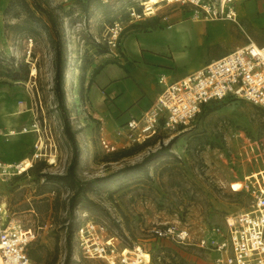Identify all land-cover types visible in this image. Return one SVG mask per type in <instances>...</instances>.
Segmentation results:
<instances>
[{"label": "rangeland", "instance_id": "rangeland-1", "mask_svg": "<svg viewBox=\"0 0 264 264\" xmlns=\"http://www.w3.org/2000/svg\"><path fill=\"white\" fill-rule=\"evenodd\" d=\"M36 1L53 11L65 40L66 104L81 149L77 174L85 189L71 215L68 205L75 188L64 181L47 182L43 177L45 172L65 174L72 158L54 92L55 38L47 18L33 0H29V8L19 0L11 7L0 3V72L21 63L30 69L28 80L0 76V81H6L0 83V93L17 102L0 103V162L23 163L30 168L32 156L40 154L33 161V170L21 175L0 174V200H7L13 216L25 227L37 229V239L29 248L36 256L32 257L34 264H65L70 218L75 226L87 218L105 222L123 242L151 252V264H216V251L201 246L200 239H217L213 227L223 225L226 216L247 210L252 204L249 177L258 174L261 182L262 177L256 163L254 175L251 168L247 171L245 145L250 150V141L264 138V108L243 98L212 101L208 108L214 109L201 111L189 125L171 132L161 129L143 142H131L124 134L119 135L123 124L104 132L85 107L95 69L128 54L133 39L161 58L170 51H189L193 40L188 28L175 25L167 29L164 24L144 31V21L150 16L137 18L132 14L139 12L144 0ZM154 1L160 2L149 0ZM159 4L155 16L163 20L172 22L171 16L177 12L187 14L188 8L179 3L164 0ZM115 21L124 29L121 43L113 47L106 36ZM106 47L109 51L101 53ZM15 104L23 106L24 113L4 117L15 112ZM102 136L115 148L107 149ZM171 139V155L121 171ZM254 148L258 152L256 145ZM126 149L134 153L113 160L115 152ZM51 156L54 163H50ZM166 222L186 226L190 241L179 243L153 235L151 229ZM71 245L67 264H103L85 257L74 236Z\"/></svg>", "mask_w": 264, "mask_h": 264}, {"label": "built area", "instance_id": "built-area-1", "mask_svg": "<svg viewBox=\"0 0 264 264\" xmlns=\"http://www.w3.org/2000/svg\"><path fill=\"white\" fill-rule=\"evenodd\" d=\"M168 1L190 5L194 16L208 20L237 18L236 0ZM159 3L144 0L142 10H134L132 14L137 18L151 16L156 13ZM123 29L118 21L108 27L106 40L110 46L119 44ZM160 83L163 88L151 106L141 115L130 117L120 127L119 135L124 134L131 142H143L158 135L161 129L175 131L194 121L203 105L226 98H243L264 108V46L251 41L179 80L168 81L162 76ZM101 141L107 149L115 148L106 137L102 136ZM261 145L264 148V138L250 141V150L245 145L244 165L247 171L251 168L254 175L256 163L260 168L257 172L262 177V182L258 174L249 177L253 196L250 208L226 216L223 225L214 226L212 232L219 236L217 239H200L201 246L216 251V264H264V150H261ZM39 156L38 153L32 156V165ZM27 170H22L19 164L0 162V174L3 175H18ZM151 231L159 238L179 243H187L191 239L189 229L178 222L155 225ZM37 236L35 227H25L20 219L13 216L7 200H0V264H34L29 246ZM75 241L85 257L98 259L103 264L152 262L151 252L140 245H125L102 221L84 219L75 230ZM146 254L151 256V261Z\"/></svg>", "mask_w": 264, "mask_h": 264}, {"label": "crops", "instance_id": "crops-1", "mask_svg": "<svg viewBox=\"0 0 264 264\" xmlns=\"http://www.w3.org/2000/svg\"><path fill=\"white\" fill-rule=\"evenodd\" d=\"M9 2L0 0L2 5ZM235 3L236 20L196 17L190 5H183L188 8L186 15L173 14L172 22L155 14L148 17L143 24L144 31L157 30L164 24L167 29L175 25L188 28L192 46L189 51H170L161 58L133 39L128 54L125 52L124 57L103 63L100 72L88 84L85 107L93 121L104 132L116 130L130 117L141 115L151 106L163 88L162 76L168 81H176L251 41L264 46V0H236ZM160 7L161 4L158 9ZM5 101L17 103L11 97ZM5 101L0 100V103ZM15 107L23 109L21 105L15 104ZM127 113V119L122 118Z\"/></svg>", "mask_w": 264, "mask_h": 264}, {"label": "trees", "instance_id": "trees-1", "mask_svg": "<svg viewBox=\"0 0 264 264\" xmlns=\"http://www.w3.org/2000/svg\"><path fill=\"white\" fill-rule=\"evenodd\" d=\"M16 0H10L8 3V7H11ZM20 3L29 8L30 2L29 0H19ZM34 6L38 9V11L47 18V22L49 24V32L50 34L55 38V72H54V92L57 99V107L60 110V115L62 117L63 123H64V132L66 133L71 146H72V158L71 161L67 167V171L65 174H54L50 172L43 173V177L47 182L57 183L59 181H64L69 183V185L72 188H75V191L73 195L69 199V211L71 215L74 212L75 207L79 203V198L81 192L85 189V184L80 181L78 174H77V167L79 165L80 161V155H81V149L75 134V131L73 130L72 124H71V116L68 112L67 104H66V89H65V71L67 69V59L64 55V49H65V40L63 36L60 33V30L58 28V22L55 14L53 11L44 8L41 4H39L36 0H33ZM153 3H157V1H154ZM142 10V7H139V11ZM135 25V24H134ZM121 39V37H120ZM119 43H121V40H119ZM108 48L106 47L101 51V53L108 52ZM103 65H100L97 67L94 71L95 74H98L100 70L102 69ZM23 69V72H21ZM0 76H6L13 81H19V80H28L29 79V73L30 69L28 64L21 63L18 65V67L13 68H7V70H1ZM92 79L90 80L91 83ZM0 83H6L5 80L0 81ZM210 106V103H207L203 105L202 110H209L212 111L214 108H208ZM174 142V139L169 140L168 143L162 144L160 148L156 149L153 152H150L141 162H138L134 165L128 166L124 168L121 171H127L133 168H141L146 163H148L150 160L163 156V155H171V147ZM133 150H121L114 153V159L117 160L120 157L127 156L132 152ZM35 165L33 164L28 170H33ZM27 170V171H28ZM23 172L22 174H24ZM21 175V174H18ZM100 179V178H97ZM79 225V224H78ZM78 225L75 226L73 220L70 218L67 223V240H68V250L67 255L65 259V264L69 263V260L72 255V245H71V238L74 236L75 238V230L77 229ZM125 245H128L130 247H133L131 244H127L124 242ZM29 254L31 257H36L33 250L30 251ZM33 259V258H32Z\"/></svg>", "mask_w": 264, "mask_h": 264}, {"label": "bare ground", "instance_id": "bare-ground-1", "mask_svg": "<svg viewBox=\"0 0 264 264\" xmlns=\"http://www.w3.org/2000/svg\"><path fill=\"white\" fill-rule=\"evenodd\" d=\"M162 0H160V2H161ZM34 71H33V73H35L36 72V68H34L33 69ZM5 94V93H4ZM9 96H4L3 94H0V100H9ZM6 102V101H5ZM13 102V101H12ZM24 113V110L22 109V108H17L16 110H15V112H12V113H9V114H6V115H3L4 117H10V116H15V115H18V114H23ZM25 131V130H24ZM13 134V133H12ZM52 157V156H51ZM51 162H55V157L53 156L52 157V160L50 161V163ZM19 167L22 169V170H27V169H29V166L28 167H25L24 165H23V163H20L19 164ZM149 261H151V256L149 255Z\"/></svg>", "mask_w": 264, "mask_h": 264}]
</instances>
